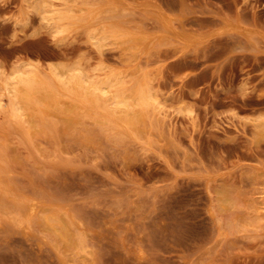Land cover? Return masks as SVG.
<instances>
[{
    "label": "rangeland",
    "instance_id": "obj_1",
    "mask_svg": "<svg viewBox=\"0 0 264 264\" xmlns=\"http://www.w3.org/2000/svg\"><path fill=\"white\" fill-rule=\"evenodd\" d=\"M117 6L107 15L110 22L139 27L151 39L128 64L119 90L149 88L161 109L145 102L139 129L95 110L109 122L89 123L94 136L85 142L64 132L57 120L47 119V129L29 135L0 89L7 185L18 197L65 204L95 223V230H116L130 242L138 235L146 256L134 264H191L196 258L197 264H264V220L254 212L264 186V138L255 145L250 137V121L264 115V0H118ZM28 7L24 0H0L5 72L29 63L52 80L50 66L80 65L96 84L122 71L115 46L100 56L82 22H68L53 37V29ZM18 17L27 20L22 31ZM220 184L241 205L248 203L242 217H222V239L207 214L215 206L212 188ZM1 217L0 232L8 227ZM102 218L112 225L100 227ZM11 234L0 236V246L10 245L2 246L0 264H57L36 239Z\"/></svg>",
    "mask_w": 264,
    "mask_h": 264
},
{
    "label": "bare ground",
    "instance_id": "obj_2",
    "mask_svg": "<svg viewBox=\"0 0 264 264\" xmlns=\"http://www.w3.org/2000/svg\"><path fill=\"white\" fill-rule=\"evenodd\" d=\"M57 1L61 3L55 4L52 0H24L30 11L34 12L48 29H53V37L64 33L65 24L77 21L85 25L90 46H93L92 48H95L100 56L109 46L114 45L118 50V60L122 65V71L105 75L96 84H92L80 65L71 68L61 65L50 66L49 73L53 81L47 79L38 67L29 63L15 65L9 72H5L3 66L0 65L2 82L0 89L6 94L10 103L11 115L19 116L20 123L23 125L21 128L29 135L47 129L48 127L42 126L49 119L53 122L60 121L64 125L60 127L64 132H69L75 138L85 142H90L94 136L90 132L89 123L105 127L109 122L107 117L95 110L106 111L123 120L133 129H139L137 125L145 119L146 103L161 109L159 96L149 88L142 90L137 86H131L124 90L119 89L123 85V77L128 64L131 60L137 59L140 51L151 43V39L141 28H136V26V29L132 28L134 24L132 27L128 25L134 30L129 28L127 30L124 29L126 25L122 21L113 22L114 19H112L110 22L111 19L110 21L107 19L108 13L111 14L110 11L118 7V0ZM118 12L119 10H115V13ZM118 23L124 24V28ZM15 24L22 31L27 25L26 17H18ZM161 26L163 29H168L169 23L164 21ZM112 89H116L117 92ZM67 93L72 94L75 99L66 96ZM2 102L0 99V107L3 105ZM84 103L89 106L87 107ZM250 123L253 125L250 137L257 145L264 138V115L260 119L251 120ZM1 156L0 214L2 217L1 215L0 217L7 222L8 227L2 230L5 237L9 238L11 233V236L17 233L28 242L36 239L41 247L44 245L48 248L44 250L47 249L53 254L51 259H54L57 264H107V262L111 264L113 261L110 258L114 259V264H134L140 263L146 256L138 235H135L133 242H130L115 229V231L103 232L95 230L94 222L93 225L74 215L67 206H64V203V205H57L59 201H55L56 205L51 202L46 203L45 198L41 201L37 195V198L27 196V198H22L24 195L18 197L13 189H10V185H7L9 179L7 180L6 177L9 175H5L6 162L1 161ZM212 191L215 206L209 207L207 214L217 224L218 238L222 239L226 235L223 227L226 221L224 220L225 223L222 226V217H227L228 221H231L233 217L236 219L242 217L243 208L248 203L243 201L241 205L225 184L214 186ZM35 192L36 190L33 193ZM259 193L260 196L255 199L254 212L260 214L261 219L264 220V186ZM42 194L38 195L42 196ZM230 215L233 216L228 217ZM110 225L112 224L106 218L100 223V227L108 228ZM2 232L0 236L5 240ZM7 241L10 240L7 239ZM32 242L35 243V241ZM5 245L0 246V251ZM104 248L108 250H102ZM114 248L118 250L111 251ZM41 250L40 252H44ZM47 254L51 256L50 253ZM1 256L4 258L2 254ZM198 261L199 258H196L191 264H197ZM26 262L24 264L28 263Z\"/></svg>",
    "mask_w": 264,
    "mask_h": 264
}]
</instances>
